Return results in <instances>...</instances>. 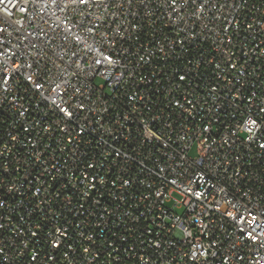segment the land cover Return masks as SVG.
I'll use <instances>...</instances> for the list:
<instances>
[{"label": "built area", "instance_id": "built-area-1", "mask_svg": "<svg viewBox=\"0 0 264 264\" xmlns=\"http://www.w3.org/2000/svg\"><path fill=\"white\" fill-rule=\"evenodd\" d=\"M0 264H264V0H0Z\"/></svg>", "mask_w": 264, "mask_h": 264}, {"label": "rangeland", "instance_id": "rangeland-1", "mask_svg": "<svg viewBox=\"0 0 264 264\" xmlns=\"http://www.w3.org/2000/svg\"><path fill=\"white\" fill-rule=\"evenodd\" d=\"M102 81L101 80H96L95 81V84H100ZM194 150H192L191 152H190V155H193L194 154Z\"/></svg>", "mask_w": 264, "mask_h": 264}, {"label": "snow or ice", "instance_id": "snow-or-ice-1", "mask_svg": "<svg viewBox=\"0 0 264 264\" xmlns=\"http://www.w3.org/2000/svg\"><path fill=\"white\" fill-rule=\"evenodd\" d=\"M80 2H81V3H84V2H85V0H80ZM37 87H39V85H37Z\"/></svg>", "mask_w": 264, "mask_h": 264}]
</instances>
